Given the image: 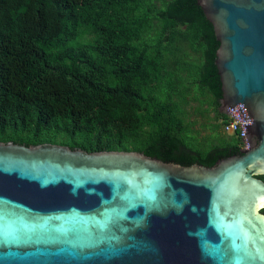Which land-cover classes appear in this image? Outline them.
Wrapping results in <instances>:
<instances>
[{"label":"water","instance_id":"1","mask_svg":"<svg viewBox=\"0 0 264 264\" xmlns=\"http://www.w3.org/2000/svg\"><path fill=\"white\" fill-rule=\"evenodd\" d=\"M195 2L239 154L181 166L0 142V264H264V0Z\"/></svg>","mask_w":264,"mask_h":264},{"label":"trees","instance_id":"2","mask_svg":"<svg viewBox=\"0 0 264 264\" xmlns=\"http://www.w3.org/2000/svg\"><path fill=\"white\" fill-rule=\"evenodd\" d=\"M217 46L195 0H0V142L211 167Z\"/></svg>","mask_w":264,"mask_h":264},{"label":"built area","instance_id":"3","mask_svg":"<svg viewBox=\"0 0 264 264\" xmlns=\"http://www.w3.org/2000/svg\"><path fill=\"white\" fill-rule=\"evenodd\" d=\"M224 117H225V120L223 121L222 132L224 134L234 136L238 140V148H239V150H241L243 147V144L239 139V126H238V124L235 123V121L231 117L226 116V115H224Z\"/></svg>","mask_w":264,"mask_h":264},{"label":"rangeland","instance_id":"4","mask_svg":"<svg viewBox=\"0 0 264 264\" xmlns=\"http://www.w3.org/2000/svg\"><path fill=\"white\" fill-rule=\"evenodd\" d=\"M212 113H208L207 114V117L208 118H212ZM196 120L198 121L197 122V124H200V125H206V123H207V121L204 119V118H198V117H196ZM196 127H198V126H196ZM219 129V128H218ZM200 136H206L207 135V131L204 129V128H202V129H200ZM217 134H223V132H222V129H220L219 130V132L217 133ZM223 138H226L227 140H229L230 141V139H231V144L234 142V138L231 136V138L230 137H226V136H224L223 135Z\"/></svg>","mask_w":264,"mask_h":264},{"label":"flooded vegetation","instance_id":"5","mask_svg":"<svg viewBox=\"0 0 264 264\" xmlns=\"http://www.w3.org/2000/svg\"><path fill=\"white\" fill-rule=\"evenodd\" d=\"M239 154V153H238Z\"/></svg>","mask_w":264,"mask_h":264}]
</instances>
